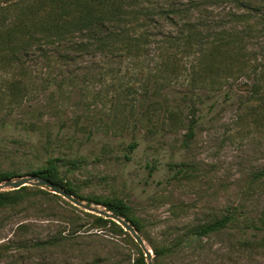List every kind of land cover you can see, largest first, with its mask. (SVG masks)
Returning <instances> with one entry per match:
<instances>
[{
	"label": "rangeland",
	"instance_id": "obj_1",
	"mask_svg": "<svg viewBox=\"0 0 264 264\" xmlns=\"http://www.w3.org/2000/svg\"><path fill=\"white\" fill-rule=\"evenodd\" d=\"M47 67L28 66L27 88L15 101L3 90L23 70L0 66V170L28 173L49 157L72 161L60 169L82 195L122 199L143 222L149 248L173 244L160 264H264V250L240 243L263 233L246 227L264 208V180L253 181L264 167V105L248 100L244 85L254 77H221L204 88L187 64ZM229 207L237 219L227 228L200 240L190 234ZM82 210L42 193L0 211V264H84L108 256L131 264L124 237L71 224ZM74 229L73 239L32 248V240Z\"/></svg>",
	"mask_w": 264,
	"mask_h": 264
},
{
	"label": "trees",
	"instance_id": "obj_2",
	"mask_svg": "<svg viewBox=\"0 0 264 264\" xmlns=\"http://www.w3.org/2000/svg\"><path fill=\"white\" fill-rule=\"evenodd\" d=\"M192 66V80L201 87L219 83L220 78L251 76L244 82L251 90L247 99L264 105V0H4L0 2V66L21 68L12 75L4 94L15 100L26 90L28 66ZM17 75V74H15ZM148 72L145 80L150 78ZM62 79V78H61ZM57 83H59L57 81ZM60 84V83H59ZM0 96V104H2ZM22 99V98H21ZM197 108L190 105L187 136L194 135ZM136 142L129 144L132 151ZM73 164L61 157H49L28 173L0 170V182L27 174H37L64 189L76 199L94 203L130 222L144 239L140 218L120 198L82 195L61 165ZM151 169H154L151 167ZM68 171V170H67ZM264 180V167L253 173V181ZM252 181V182H253ZM30 193V194H29ZM49 194L37 186L0 191V211L13 208L28 195ZM237 208L193 227L190 234L200 240L227 228L236 219ZM83 216L70 219L73 226L107 231L124 237L134 252L131 264H146L145 255L128 231L110 218L82 210ZM80 219V220H79ZM250 222V223H249ZM249 223V224H248ZM246 227L263 231L259 238L240 242L246 249L264 250V208L257 222ZM22 225V224H21ZM32 240V248L57 245L59 238ZM106 234V233H105ZM120 245L113 239L101 238ZM23 244V243H22ZM21 244V246H22ZM24 244H28L24 241ZM24 246V245H23ZM153 264L173 253L171 245H153ZM84 264H126L116 256L98 257Z\"/></svg>",
	"mask_w": 264,
	"mask_h": 264
},
{
	"label": "water",
	"instance_id": "obj_3",
	"mask_svg": "<svg viewBox=\"0 0 264 264\" xmlns=\"http://www.w3.org/2000/svg\"><path fill=\"white\" fill-rule=\"evenodd\" d=\"M24 185L37 186L54 194L61 195L74 205L83 208L85 211L114 220L125 231H128L132 238L135 240V242L140 246V248L144 252L146 264H153L154 255L151 248L146 245L143 238L139 235V233L135 230L134 226L130 222L126 221L123 217L107 210L105 207L94 206L79 199H76L74 196L68 194L64 189L56 186L52 182L40 177L37 174H27L6 179L0 182V191L18 189Z\"/></svg>",
	"mask_w": 264,
	"mask_h": 264
}]
</instances>
